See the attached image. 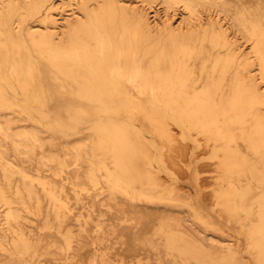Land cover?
I'll return each instance as SVG.
<instances>
[{
  "label": "bare ground",
  "instance_id": "6f19581e",
  "mask_svg": "<svg viewBox=\"0 0 264 264\" xmlns=\"http://www.w3.org/2000/svg\"><path fill=\"white\" fill-rule=\"evenodd\" d=\"M155 1L96 0L93 7L87 5L92 11L88 16L74 8L72 13L63 12L58 17L54 11L57 2L53 0H0V205L4 207L0 264H33L34 259L38 260L37 264H115L119 259L110 254L117 249V256H127L148 245L155 247L153 253L159 255L160 264L163 259L179 264L180 260L189 262L194 258L199 264H224L223 259L232 253L237 256L235 264L248 262L237 255L233 243L214 242L201 236L199 228L226 233L223 224L217 227L210 217L214 216L209 210L210 202L204 200L203 209L191 200L184 204L192 219L165 213L166 209L160 214V203L143 202L139 194L145 195V199L149 196L144 186L135 192L131 186L120 185L122 179L129 183L134 179L130 177L129 166L120 162L117 166L125 167L123 173L116 168L111 171L112 183L108 187L93 188L91 182L99 183L95 173L98 165L93 160L95 149L88 137H63L56 141V137L47 139L37 128L21 123L30 120L24 112L29 113L32 107L49 106L51 102L47 85L40 79L44 72L26 41L28 34L36 43L44 40L48 46L58 47L57 53L48 55L50 62L59 57L66 63L62 71L75 82L78 90L91 96L93 92L111 91L115 100L110 102L106 98L109 103L145 109L157 115L162 120L161 136L166 138L167 145L174 147L176 143L178 155L187 151L193 156L191 160L187 158L186 165L192 168L196 178V181H186L189 197L198 200L200 195L191 186L203 180L198 172L206 167L208 173L216 174L218 181L208 190L217 199L214 201L219 214L233 221L232 208L236 204L231 208L230 200H238L234 216L238 211L239 215L243 212L239 218L246 220L243 215L254 212L247 208L255 206L248 205L250 198L264 202V110L252 113L255 100L264 103V0H162L166 5L165 14L155 6ZM178 6L183 7L186 17L172 13L179 11ZM25 14L30 19L28 29L22 21ZM107 14L113 22L118 17L126 30L132 25L133 35L126 38L131 41L126 52L118 47L116 54L108 44L104 52H108L111 60L114 54L115 61H123L125 57L127 64L134 63L132 67H124L126 64L109 68L94 66V61L85 54L87 45L76 46L77 39H82V27L91 26L94 19L105 25ZM12 18L14 24L18 22L15 27ZM229 19L239 24L248 40L254 41L251 57L246 60L242 44L223 34L222 22ZM191 21L197 24L192 26ZM201 31L205 32L204 39L209 37L224 48L222 55L217 54L227 57L217 61L225 62L223 66L216 63L209 72H204L203 66L191 65L187 57L170 68L155 65L148 68L143 64L147 56L141 58L135 51L138 48L135 43L144 41V55L152 53L150 47H153L159 52L156 60H161L167 52L158 50L161 45L165 46L160 40L178 39L181 34ZM153 59L148 56L146 61ZM226 71L233 74L231 80ZM212 87L221 92L219 101L203 96ZM227 89L235 90L237 98L227 100ZM151 91H158L160 97L151 100ZM241 92L250 95L239 97ZM237 118L242 123L240 134L233 133L228 126V121ZM236 136L245 144L236 139L233 143ZM202 151L207 164L203 162L200 166L202 161L198 156ZM113 154L119 155L118 151ZM43 168L52 169L53 175H44ZM92 190L98 192L86 194ZM254 190L258 196L252 194ZM161 238L167 248L176 250L163 252L158 241ZM189 238L192 243L186 240ZM183 240L186 243H181ZM253 242L249 248L252 244L256 246ZM132 261L152 264L153 258L138 255Z\"/></svg>",
  "mask_w": 264,
  "mask_h": 264
},
{
  "label": "rangeland",
  "instance_id": "374dc122",
  "mask_svg": "<svg viewBox=\"0 0 264 264\" xmlns=\"http://www.w3.org/2000/svg\"><path fill=\"white\" fill-rule=\"evenodd\" d=\"M53 1L57 2V8L54 11L58 17H61V13L63 12L72 13L74 8L83 15L85 14V16H88L92 13V11H89L87 9V5L90 6L92 5L93 7V3L96 2V0H53ZM85 3L86 5L84 6ZM154 4L156 7L159 8L162 14H165L166 5L163 3L162 0H157L154 2ZM178 10L179 11L174 10L172 11V13L178 14L177 15L178 17H180V15L186 17L183 7L181 9L178 6ZM25 16H27V14H25L24 17ZM108 16L110 15L107 14V23L105 25L100 21H98L97 19H94L95 21L92 22L91 26L85 25L84 27H82L81 29L82 39H80L81 41L77 39L76 46L79 45L81 46L83 45V43L87 45L85 54H87L88 57H90L91 60L94 61L93 62L94 66L99 67L100 65V67L109 68L114 65L115 66L119 65L122 67L126 64L124 67H128V65L132 67L134 63L127 64V62L129 61L125 57H123V61H119V60L115 61L114 54H112L113 60H111V57L108 54V52L107 53L104 52L105 51L104 48H106L105 46L106 44H108V46L110 45V49L113 50L116 54H117L116 49L118 47H120L121 51L126 52L127 46L131 42L130 40L128 41L127 39H130L131 36L133 35L132 30H130L132 28V25L126 30L125 27H123L121 20L118 17H117L118 19L117 18L115 19V22L117 24L116 25L115 22H113L111 16L110 17L112 21L111 20L109 21ZM13 17H16V14H14ZM22 21H24L25 27L28 29L30 26V19L28 17H25L22 19ZM191 22H192V26L197 24V22H193V21ZM12 23L15 27L18 22H15L14 24L12 18ZM222 24L225 29L223 30L224 32L223 34L228 35L233 42L242 44L241 45V48L243 49L242 51L243 52L245 51L247 55V57H245V60L251 57L249 56V54H252V50H253L252 46L254 41L248 40L249 37L244 31L239 29L238 23L231 21L229 19V20H224V23L222 22ZM17 29H19V26L17 27ZM112 29L114 30L112 31ZM110 31L112 32V34ZM203 33L205 32L201 31L197 34H193V32H189L186 35L185 34L179 35L178 39L165 38L163 40H160L165 44V46L161 45L158 48V50L159 51L166 50L167 52L164 55H162L165 58H162L161 60H156L159 57L158 54L159 52H155L154 51L155 49L153 47H150L153 50L152 53H149L148 55H144L146 51L142 46V43L144 41H139L138 43H135L136 47H138L137 49H135V51H138L139 55H142L141 58H144L145 56L154 57V59L149 62L146 61L147 60L146 57L145 61L143 62L144 66H147L148 68H151L153 65L161 68H165V67L170 68L175 64H181L182 63L181 60L186 61L185 57H187L188 59H190L191 65L197 67L203 66L204 72H209L216 63L220 64V66H223L225 62L222 61L217 62V61L218 59L220 60L222 58L226 59L227 57L226 56L220 57L217 53L221 52L222 55L225 51L224 48L216 45V41L210 39L209 37L204 39ZM114 36L116 38H114ZM26 41L29 45L30 51H32L33 55L36 57V60L41 65V68L44 72L43 78L40 79L43 80L47 85L46 93L51 102L49 106L46 107L40 106L37 108L32 107L30 108L29 113L24 112V116L26 117L29 116L30 120L27 122L26 121L21 122L22 124L28 125L33 128H37L40 131L41 136L47 139L56 137L57 138L56 141H59L63 137L66 138L88 137L89 142H91L92 146H94L95 149V152L93 153V160L98 165L95 173L99 183L95 184V182H91L90 186L93 188L97 186L108 187L112 183L109 180L111 171H114L116 168L119 169V173H123L122 170L125 167L119 168V166H117L118 163L120 162L129 166V169L131 170L130 177H134L133 181L130 183L122 179L120 185L127 188L131 186L133 187L132 191L135 192H139L140 188L144 186L145 193L149 196L146 197L147 199H145V195L143 194H139V195H141L144 198L143 202L145 203H149L151 205H154L155 203L157 204L160 203L161 204L160 207L162 208V211L158 210L160 214L163 213L166 209L165 213L171 215L173 214L175 216L177 215L183 218L184 217L191 218L188 217V211L186 209L187 206H185L184 204H187L191 200L192 202H195V204L198 207L202 208L203 206L202 204L204 203V200L205 202L207 201L210 202L209 204H211V206L209 207V210L213 211L214 216L213 217L210 216L211 213H209V210H206L205 212L209 214V216L212 218L214 223L217 224V227L223 224L226 233L224 234L211 229L199 228L201 236L210 239L211 241L213 240L214 242L222 240V243L225 244L233 243L237 251V255L248 261V262H244L243 264H264V219L259 214L261 212V214L264 215V207H263L264 202H262L261 200L259 201L258 199L252 200L250 198V200L248 201V205L254 204L255 206L253 205L254 206L253 208L250 205L251 207L248 206L247 208L248 209L252 208V210L254 209L255 213L253 212L252 214H249V216L251 215L250 217L247 214H244L243 216L246 218V220H244L242 218H239L241 217L243 212H241V214L239 215V211H238L236 212L238 217L237 215L234 216L235 210H238L236 209V207L239 206L238 200L237 201L234 200L233 202L232 200H230V207L231 206L235 207L236 204L235 208L231 207L233 210L231 217L234 220L233 221L228 220L227 218H225V216H221V214H219V211L216 209L218 207L216 202L217 199L212 198L213 192L210 191L212 190V186H215L214 184L218 182L215 179L216 174L208 173L207 171L208 168L206 167H202V169H200L201 172L200 171L198 172V175H200V177L203 180H201V182L199 181L200 183L193 184L191 186L192 188L194 187L196 188L200 196L198 195L199 196L198 200L191 199V197H189V194H187V192L185 191L188 188L186 186V181H190L191 179H194L196 181V178L192 173V168L186 165L188 159L191 160L193 156L190 155L191 154L190 150H189L190 154H188L187 151H185L182 152V154L178 155L179 153L177 151L178 145H176L174 141L173 142L171 141L172 142L171 144L175 143L174 147H170L167 145L169 143H166L165 141L166 138H163L161 136V128H163L162 120L160 119L161 120L160 123V120L159 118H157V115H155L154 113L150 114V112L145 109H137V108L129 109L128 107H125L123 105L117 106L115 102L109 103L106 100V98H109L110 102L115 100L113 98L114 93L111 91H106L105 93H101V94L93 92L94 96H91L89 95L88 92L78 90L79 87L75 84V82L72 79L68 78L67 77L68 75L65 72L63 73L62 71V69L66 67V63L64 65L63 61L59 57L56 60H54V62H50L51 60L49 59L48 55L50 53H57L58 47H56V45L55 46L51 45L50 47L44 42V40H40L38 41V43H36L30 38L28 34ZM53 42L56 44L57 42L59 43L58 40L57 41L54 40ZM27 53L28 52L25 50L24 55H26ZM175 59L176 60L178 59L179 61H176ZM195 60H198V62L196 63ZM7 64H11V63L8 62ZM59 72L61 73L59 74ZM48 73L50 74L48 75ZM229 75L230 78H228V80H231V76L233 74L230 71L227 73V77ZM157 92L158 91L150 92V94H152L151 100H155L160 97V95ZM225 93H227L226 94L227 97L225 95V98H227V100H229V98L230 99L233 98L234 96L237 98L238 96V94L235 95V90L231 91L230 89H227ZM136 94L139 95L140 93L136 92ZM205 95L211 101H213L214 98L218 99L219 101L220 98L219 96L221 95V92L218 91L216 87H212L209 89L208 94H203V96ZM242 95L248 96L250 94L248 92H241V95L239 94V97ZM22 97L23 96H21V98ZM258 102H259L258 100H255V103L253 105L254 108L252 110L253 114L264 110V103L263 102L258 103ZM152 109L154 110V108ZM235 112H237V110H235ZM163 124H167V123L163 122ZM228 126L232 128L233 133L237 131L240 134L241 131L240 128L242 126V123L238 121V118L237 120L228 121ZM172 129L174 130L173 124L171 125V130ZM173 134L176 136V133ZM233 139H234L233 143L236 142L237 140L245 144L240 136L239 138L236 136ZM260 141H263V139L262 140L260 139ZM202 142H204V139L202 140ZM262 143L263 146L260 144V147L261 146L264 147V141ZM115 151H118L119 154L118 156H120L121 159H118L117 158L118 156H115L113 154ZM184 153H186L187 155ZM201 153L202 154L198 156L201 159L199 161H202L200 163V166L202 165L203 162L207 164L206 159L204 158L203 155L204 152L202 151ZM31 170L36 171L33 168H31ZM51 171L52 169L43 168L42 173L44 175H53ZM18 178H16L15 180H17ZM93 192L95 193L98 191L92 190L91 192H86V194L89 195L92 194ZM256 192L257 191L254 190L252 194H254V196H258L259 193ZM214 199L216 201H214ZM255 201L256 203L258 202L257 205L255 204ZM226 202H229V200H226ZM0 207H1L0 216H2L4 212V207H2L1 205ZM214 217H217L218 219L222 220L221 221L222 223H220L219 221H215ZM2 219L3 216L2 218L0 217V221H1L0 227L3 226ZM174 228L178 230L175 224H174ZM186 240H189V242L192 243V238ZM158 241H159V246L163 252H167V251L171 252L176 250L172 247L167 248L165 246L166 242L164 238H161ZM250 242L255 243L256 246L253 247L252 244L251 248H249ZM181 243H186V241L183 240L181 241ZM116 251L118 252L119 249H117ZM154 251H155V247L148 245L147 247L138 248L137 251L134 252V254L133 253L127 254V256H117L118 254L117 252L116 253L112 252L110 255H113V257L119 259L115 264H136V262L132 261V259H135V257L138 255L144 258L152 257L153 258L152 264H158L159 255L153 253ZM120 258H124L126 259V261ZM163 260H164L163 264H174L169 259H163ZM236 262H237L236 253L234 254L232 253L228 258L223 259L224 264H230V263L235 264ZM37 263L38 260L34 259L33 264H37ZM179 264H199V263L194 258L189 262L180 260Z\"/></svg>",
  "mask_w": 264,
  "mask_h": 264
},
{
  "label": "crops",
  "instance_id": "0c3cea01",
  "mask_svg": "<svg viewBox=\"0 0 264 264\" xmlns=\"http://www.w3.org/2000/svg\"><path fill=\"white\" fill-rule=\"evenodd\" d=\"M159 179V178H158ZM162 182V181H161ZM202 201V200H201ZM201 205V204H200ZM202 205H204V204H202Z\"/></svg>",
  "mask_w": 264,
  "mask_h": 264
}]
</instances>
